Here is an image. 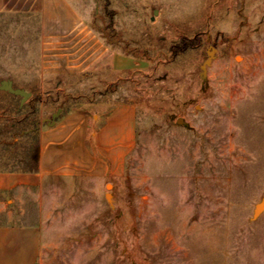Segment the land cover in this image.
<instances>
[{"label": "rangeland", "instance_id": "1", "mask_svg": "<svg viewBox=\"0 0 264 264\" xmlns=\"http://www.w3.org/2000/svg\"><path fill=\"white\" fill-rule=\"evenodd\" d=\"M21 1L0 7V84L30 96L0 90V172L31 171L40 132L70 114L89 135L129 123L119 160L95 150L104 175L0 194L40 227L36 264H264V0H69L106 62L131 59L84 75L46 73Z\"/></svg>", "mask_w": 264, "mask_h": 264}, {"label": "crops", "instance_id": "2", "mask_svg": "<svg viewBox=\"0 0 264 264\" xmlns=\"http://www.w3.org/2000/svg\"><path fill=\"white\" fill-rule=\"evenodd\" d=\"M7 0H0V7ZM26 11L41 16L46 73H84L95 61L104 58L107 45L95 37L69 0H22ZM131 59L113 51L108 63L114 71ZM119 110H121L119 108ZM114 113L105 118L96 131L88 134V124L79 113L70 114L41 131L37 162L31 171L0 172V192L8 194L20 188L41 190L46 177L104 175L103 161L96 152L109 151L113 162L119 160L122 128L128 126ZM127 133V132H126ZM94 145L90 149L88 139ZM96 148V149H95ZM102 163V164H101ZM10 201L0 209V264H36L42 241L37 225H16Z\"/></svg>", "mask_w": 264, "mask_h": 264}, {"label": "water", "instance_id": "3", "mask_svg": "<svg viewBox=\"0 0 264 264\" xmlns=\"http://www.w3.org/2000/svg\"><path fill=\"white\" fill-rule=\"evenodd\" d=\"M0 90H3V91H7L15 96H19L21 97L22 99V102L26 101V99L30 96L29 93L27 92H24L22 90H18V89H13L9 83L7 82H2L0 84ZM264 211V199L262 200V202L260 204H258L256 206V209H255V213L258 214L260 212Z\"/></svg>", "mask_w": 264, "mask_h": 264}, {"label": "trees", "instance_id": "4", "mask_svg": "<svg viewBox=\"0 0 264 264\" xmlns=\"http://www.w3.org/2000/svg\"><path fill=\"white\" fill-rule=\"evenodd\" d=\"M0 194H1V192H0Z\"/></svg>", "mask_w": 264, "mask_h": 264}]
</instances>
